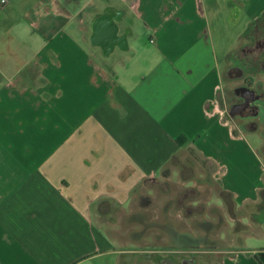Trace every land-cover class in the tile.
<instances>
[{
	"label": "crops",
	"instance_id": "0c3cea01",
	"mask_svg": "<svg viewBox=\"0 0 264 264\" xmlns=\"http://www.w3.org/2000/svg\"><path fill=\"white\" fill-rule=\"evenodd\" d=\"M262 16L264 0H0V264H264V162L218 103ZM189 154L199 179L157 194Z\"/></svg>",
	"mask_w": 264,
	"mask_h": 264
},
{
	"label": "rangeland",
	"instance_id": "374dc122",
	"mask_svg": "<svg viewBox=\"0 0 264 264\" xmlns=\"http://www.w3.org/2000/svg\"><path fill=\"white\" fill-rule=\"evenodd\" d=\"M107 28L105 29V33H106V39L108 40H111L113 38V33L112 30H111V24L108 22L107 23ZM261 27H263L262 29L264 30V21H262L261 23ZM141 28V25L137 23L136 25V37L137 39L140 38V42H146L147 38L144 36V33H143V30ZM14 33H15V40L16 42H14L17 47L19 48L20 46V42L22 41H30V38H29V35L26 33V31H24V28L19 25L17 26L16 28H14ZM264 32H259V34H256L254 33V36H263ZM34 35V34H33ZM31 36V35H30ZM36 38L38 36H35ZM29 39V40H28ZM253 42H254V38H250L248 36L243 35V38L241 39L239 45H237V47L235 48V50L231 53L229 59H228V66L230 67L232 64H233V58L235 55L239 54L241 52V49L242 48H249L250 46L253 45ZM86 45V44H85ZM23 47V46H22ZM88 47V46H87ZM31 52V51H29ZM118 52V51H117ZM28 53V52H27ZM248 58V56L246 57ZM261 62H264V56L261 55L260 56V59ZM127 63V57L125 54H121V58L119 60V62L116 64V68L115 70L116 71H120L123 69V64L126 65ZM260 67V68H259ZM259 67L257 68V71L255 72H264V68H263V65H259ZM250 76L247 75V79L249 80ZM254 79H256V85H260L262 89H264V74H261V73H257L255 76H254ZM239 82L235 81V80H229L226 75L223 77V81H222V87H221V91L218 95V103H219V106L224 108L225 111L227 112L226 113V117L228 118V110H229V105H230V102L231 100L233 99V94H232V88L234 86H236ZM234 121V129H240L241 131H247L246 132V137L247 139H249V142L251 143V145H253V147H256V149L258 151H260V155L262 156V159H263V162H264V127L263 125L259 122L258 123V129L256 130L257 134L255 132H248L250 131L248 129V127H243L244 123L246 122H250V120H246V121H243V120H240L239 118H234L233 119ZM257 121V120H256ZM243 125V126H242ZM262 137V139H260V136ZM260 143H262V146H261V149H260ZM190 157L188 160H186L183 164L181 163V165L178 167V172L177 174L174 176V178H171V175L168 176V179L167 178H164V180L161 181V183L159 182L158 184H155V192L157 194L161 193V196H177V195H181L182 193V189L181 188H178L176 185L173 186V185H167L165 184L164 182H167L166 180H174V181H179V180H182L183 178H186V177H191L193 179H199L198 176H201L202 174H200L198 171V168L197 166H194V161L191 162V159L194 158V154H189ZM169 170V169H168ZM203 179H210V176H207ZM150 185H153L152 183L148 182ZM165 184V185H164ZM148 186V185H147ZM154 190H150L151 192H153ZM208 192V190H203V193L204 195H207L206 193ZM197 193V190H194L193 192V195H195ZM181 257V255H180Z\"/></svg>",
	"mask_w": 264,
	"mask_h": 264
},
{
	"label": "flooded vegetation",
	"instance_id": "af4514ba",
	"mask_svg": "<svg viewBox=\"0 0 264 264\" xmlns=\"http://www.w3.org/2000/svg\"><path fill=\"white\" fill-rule=\"evenodd\" d=\"M262 28L257 26L255 33L264 32ZM101 34L97 29H92L89 37L93 42L102 41ZM261 55L264 56V34L259 37L254 36L253 45L249 48H242L241 52L234 56L233 64L226 70V77L229 80L239 82L232 88L233 99L229 105V112L240 120H250L242 126L254 132L258 129L259 122L264 127V89L256 85V79H254L257 73L264 74V72H255L259 65H263L264 68V62L259 60ZM247 75L250 76L249 80ZM192 262V256L185 254L181 255L178 264H193Z\"/></svg>",
	"mask_w": 264,
	"mask_h": 264
},
{
	"label": "trees",
	"instance_id": "16d2710c",
	"mask_svg": "<svg viewBox=\"0 0 264 264\" xmlns=\"http://www.w3.org/2000/svg\"><path fill=\"white\" fill-rule=\"evenodd\" d=\"M262 21H264V16H262V18H260L259 20H257V21H255V22L251 23V24L249 25V27L247 28V30L245 31L246 36H248V37H250V38H254L255 28H256L257 26L261 27V25H262V24H261ZM245 34H244V35H245Z\"/></svg>",
	"mask_w": 264,
	"mask_h": 264
},
{
	"label": "built area",
	"instance_id": "2783aa9c",
	"mask_svg": "<svg viewBox=\"0 0 264 264\" xmlns=\"http://www.w3.org/2000/svg\"><path fill=\"white\" fill-rule=\"evenodd\" d=\"M2 3L6 2V0H1Z\"/></svg>",
	"mask_w": 264,
	"mask_h": 264
},
{
	"label": "water",
	"instance_id": "95a60500",
	"mask_svg": "<svg viewBox=\"0 0 264 264\" xmlns=\"http://www.w3.org/2000/svg\"><path fill=\"white\" fill-rule=\"evenodd\" d=\"M111 30H112V32H113V31H114V28H113V27H111ZM112 32H111V33H112Z\"/></svg>",
	"mask_w": 264,
	"mask_h": 264
}]
</instances>
